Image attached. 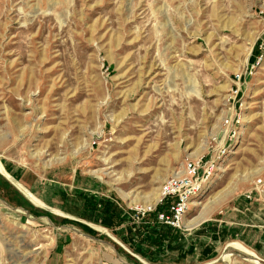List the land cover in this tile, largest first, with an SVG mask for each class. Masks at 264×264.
<instances>
[{
  "label": "rangeland",
  "instance_id": "rangeland-1",
  "mask_svg": "<svg viewBox=\"0 0 264 264\" xmlns=\"http://www.w3.org/2000/svg\"><path fill=\"white\" fill-rule=\"evenodd\" d=\"M263 41L264 0H0V161L39 203L1 195L0 264H264ZM199 158L196 204L149 261L135 209Z\"/></svg>",
  "mask_w": 264,
  "mask_h": 264
},
{
  "label": "built area",
  "instance_id": "built-area-1",
  "mask_svg": "<svg viewBox=\"0 0 264 264\" xmlns=\"http://www.w3.org/2000/svg\"><path fill=\"white\" fill-rule=\"evenodd\" d=\"M263 58L264 41L259 46L257 62ZM212 168V161L203 165L201 158L186 162L182 172L167 178L161 184L156 205L147 208H136L135 215L142 218L147 214L154 213L157 206H164L165 211L156 213V222L160 225L181 230L182 219L188 207H191V202H195V197L202 184L208 179ZM258 183L260 184V182ZM260 187L264 189V184H260ZM245 197L250 198V196Z\"/></svg>",
  "mask_w": 264,
  "mask_h": 264
},
{
  "label": "trees",
  "instance_id": "trees-1",
  "mask_svg": "<svg viewBox=\"0 0 264 264\" xmlns=\"http://www.w3.org/2000/svg\"><path fill=\"white\" fill-rule=\"evenodd\" d=\"M86 208L91 213L89 218L93 223H97L107 229H113L119 226L123 221L120 210L108 200H100L94 203L92 200L86 201ZM99 208V209H97ZM162 211V206H157L154 213L145 215L139 218L141 224L127 227L128 239L135 244L129 243L134 248V251L141 256L147 258L149 261L155 260L159 257L163 250L171 247V244L175 242V236L177 234L176 229L168 226L160 225L156 222V213ZM79 225V224H78ZM90 234H94L89 228L79 225ZM143 233V236H140Z\"/></svg>",
  "mask_w": 264,
  "mask_h": 264
},
{
  "label": "crops",
  "instance_id": "crops-1",
  "mask_svg": "<svg viewBox=\"0 0 264 264\" xmlns=\"http://www.w3.org/2000/svg\"><path fill=\"white\" fill-rule=\"evenodd\" d=\"M0 165H1L0 167L1 168L0 169V197L1 195H6L10 198H15L21 201L23 200H26L28 202L30 201L33 204V202L27 196H25V192L29 193L31 196L33 195L28 191L27 188H25V182L22 181V175H20V170H16L14 168L12 169L11 167L10 168L4 167L5 165L4 164L2 165L1 161H0ZM22 188L23 190H25L24 192Z\"/></svg>",
  "mask_w": 264,
  "mask_h": 264
},
{
  "label": "bare ground",
  "instance_id": "bare-ground-1",
  "mask_svg": "<svg viewBox=\"0 0 264 264\" xmlns=\"http://www.w3.org/2000/svg\"><path fill=\"white\" fill-rule=\"evenodd\" d=\"M0 167H1V165H0ZM1 169V168H0ZM2 171V170H1ZM4 173V172H3ZM8 178V177H7ZM11 182H13V181H11ZM14 185V184H13ZM18 185V184H17ZM21 189V188H20ZM22 190H23V188H22ZM25 190H23V192H24ZM24 194V193H23ZM25 196H27L32 202H35L36 203V201L37 200H35L34 199V197L33 196H31L29 193H26L25 192ZM37 205L39 204V203H36ZM196 203L193 201V202H191V205H195ZM36 206V205H35ZM201 217L202 216H199V217H197V219H195V221L193 222V224L194 223H196L199 219H201ZM191 226V225H190ZM228 246H232V247H235L236 249H238V250H240V251H242V252H244V253H246V255H248L249 256V258H251V259H256L252 254H251V252L250 251H248L246 248H244L241 244H239V243H230ZM229 256L227 255V253H226V255H222L221 256V260L222 261H224V260H226L227 258H228ZM257 260V259H256Z\"/></svg>",
  "mask_w": 264,
  "mask_h": 264
}]
</instances>
